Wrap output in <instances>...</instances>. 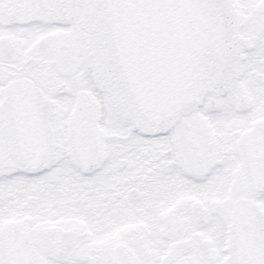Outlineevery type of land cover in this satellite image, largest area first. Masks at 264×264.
<instances>
[{"label":"snow or ice","instance_id":"snow-or-ice-1","mask_svg":"<svg viewBox=\"0 0 264 264\" xmlns=\"http://www.w3.org/2000/svg\"><path fill=\"white\" fill-rule=\"evenodd\" d=\"M0 264H264V0H0Z\"/></svg>","mask_w":264,"mask_h":264}]
</instances>
